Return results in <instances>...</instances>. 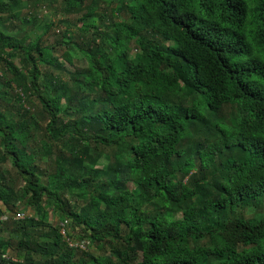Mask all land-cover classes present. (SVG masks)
<instances>
[{"label":"trees","instance_id":"1","mask_svg":"<svg viewBox=\"0 0 264 264\" xmlns=\"http://www.w3.org/2000/svg\"><path fill=\"white\" fill-rule=\"evenodd\" d=\"M0 203V264H264V0H0Z\"/></svg>","mask_w":264,"mask_h":264},{"label":"rangeland","instance_id":"2","mask_svg":"<svg viewBox=\"0 0 264 264\" xmlns=\"http://www.w3.org/2000/svg\"><path fill=\"white\" fill-rule=\"evenodd\" d=\"M59 7L58 6H53V7H48L47 8H38V11H40V13L42 12V14H46L48 15L49 13L52 15H50V19L53 22H57L54 23L56 24V26L54 27V30L50 31L48 33L47 36H45V39L47 40L48 43H53L55 42V37L59 36L63 31H65L66 29H68L69 31H74V27L73 24L75 23V19L70 15V16H63L60 12H59ZM26 10V9H25ZM24 10V11H25ZM56 11V12H55ZM48 12V14H47ZM55 15V16H54ZM45 16V15H44ZM49 16V15H48ZM58 16L59 18H61L62 20L66 21L65 23H58V18L56 17ZM43 17V16H42ZM119 20V19H118ZM22 35V34H21ZM20 34H18L17 36H21ZM31 35H35V33L31 32ZM57 55H59V59L62 60L63 64H69V58H68V54L66 52H64L63 50H58V52L56 53ZM9 165V164H8ZM7 165V166H8ZM6 166V167H7ZM127 186L129 189H133V185L131 182H127ZM0 208L3 210V206L0 203ZM176 217H178L179 215H175ZM21 215L19 214L17 216V218H20ZM74 241L78 242L79 244L83 245L86 249L84 250V252H76V259H84V260H89V256H96L97 254L101 253L99 249H97L94 245H90L88 243L87 240H82L81 242L78 241V238H73ZM72 245H75L74 242H71ZM87 246V247H86ZM85 253V254H83ZM136 261H139V259H137Z\"/></svg>","mask_w":264,"mask_h":264},{"label":"built area","instance_id":"3","mask_svg":"<svg viewBox=\"0 0 264 264\" xmlns=\"http://www.w3.org/2000/svg\"><path fill=\"white\" fill-rule=\"evenodd\" d=\"M62 233H63V231H62Z\"/></svg>","mask_w":264,"mask_h":264}]
</instances>
